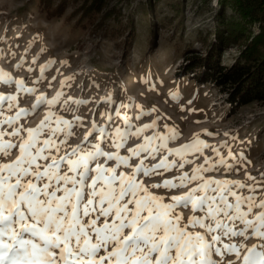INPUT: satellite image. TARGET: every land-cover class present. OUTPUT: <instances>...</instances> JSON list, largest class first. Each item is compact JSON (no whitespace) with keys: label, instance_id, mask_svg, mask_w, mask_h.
<instances>
[{"label":"rangeland","instance_id":"374dc122","mask_svg":"<svg viewBox=\"0 0 264 264\" xmlns=\"http://www.w3.org/2000/svg\"><path fill=\"white\" fill-rule=\"evenodd\" d=\"M151 1L153 46L146 0H108L127 49L112 18L0 0V264H264V105L180 67L220 2Z\"/></svg>","mask_w":264,"mask_h":264},{"label":"trees","instance_id":"16d2710c","mask_svg":"<svg viewBox=\"0 0 264 264\" xmlns=\"http://www.w3.org/2000/svg\"><path fill=\"white\" fill-rule=\"evenodd\" d=\"M218 1L220 9L216 14L214 31H208L199 39V51L185 46L184 61L180 67L184 74H192L198 85L210 84L223 94L227 109L233 114L251 103L264 105V0ZM107 2L38 0V9L46 19H59L72 5V13L80 14L77 23L80 25L85 20L92 25L94 19H98L93 24L96 29H103L104 23L112 18L115 22L112 33L122 26L128 28L125 45L129 49L135 38L133 23L129 20V23L122 25V14L115 7H108ZM157 2L146 0L142 10L144 17L148 18L150 46H153L156 35V25L151 18L155 17ZM176 4L175 10L181 12ZM227 8L233 11L232 16L226 15ZM253 26L257 27L256 32L252 30ZM231 47H236L238 55L233 62L224 64L222 54Z\"/></svg>","mask_w":264,"mask_h":264}]
</instances>
